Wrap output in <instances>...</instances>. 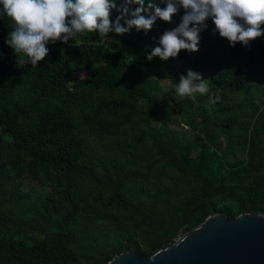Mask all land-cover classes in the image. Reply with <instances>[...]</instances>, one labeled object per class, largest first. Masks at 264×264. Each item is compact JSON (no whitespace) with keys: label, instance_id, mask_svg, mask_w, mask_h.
Wrapping results in <instances>:
<instances>
[{"label":"trees","instance_id":"trees-1","mask_svg":"<svg viewBox=\"0 0 264 264\" xmlns=\"http://www.w3.org/2000/svg\"><path fill=\"white\" fill-rule=\"evenodd\" d=\"M183 12L49 42L36 67L17 66L0 15V264L150 256L210 214L264 213V36L233 47L207 20L198 51L175 58L208 91L180 97V69L147 54Z\"/></svg>","mask_w":264,"mask_h":264},{"label":"clouds","instance_id":"clouds-1","mask_svg":"<svg viewBox=\"0 0 264 264\" xmlns=\"http://www.w3.org/2000/svg\"><path fill=\"white\" fill-rule=\"evenodd\" d=\"M0 0V15L12 21L5 43L13 49L16 64L23 67L30 63L36 67L44 60L49 49L46 45L57 40L67 43L85 32H98L105 36L114 31L128 32L133 27L147 32L157 18L171 22L172 17L183 9L178 26L160 35L158 46L147 54L151 61L175 58L184 49L198 51L200 33L206 30L207 20L215 25L213 34L219 33L230 46L237 42L249 46V42L264 36V0ZM137 5L136 7H131ZM113 9L119 13L115 22L110 20ZM121 20L124 21L121 24ZM180 97L196 99L197 94L208 91L207 79L192 69L179 76V82L169 86ZM157 253L156 255H158ZM149 257L155 260V256Z\"/></svg>","mask_w":264,"mask_h":264},{"label":"water","instance_id":"water-1","mask_svg":"<svg viewBox=\"0 0 264 264\" xmlns=\"http://www.w3.org/2000/svg\"><path fill=\"white\" fill-rule=\"evenodd\" d=\"M106 264H264V213L210 214L150 256L127 250Z\"/></svg>","mask_w":264,"mask_h":264},{"label":"rangeland","instance_id":"rangeland-1","mask_svg":"<svg viewBox=\"0 0 264 264\" xmlns=\"http://www.w3.org/2000/svg\"><path fill=\"white\" fill-rule=\"evenodd\" d=\"M97 60H98L97 57H93L92 60H91V62L97 63ZM170 62L173 63V64H175V66L178 69H180V73L181 74H184V75L187 74L188 68H187L186 63H178L176 61V58H174V59L171 58V61ZM82 73H85V72H83V71L82 72H79V74H82ZM202 78H204L203 75H202ZM145 82H146V84H148L150 86H153V87H155L157 84H161L163 87H165V85L167 83V80H163V79L162 80H159V78L156 75H147ZM176 126L179 128V127H182L184 125L180 122V123H177ZM26 186L27 187H31V188H34L35 187L34 184L32 183V181H29V180L26 181ZM36 189H38V188H36Z\"/></svg>","mask_w":264,"mask_h":264}]
</instances>
